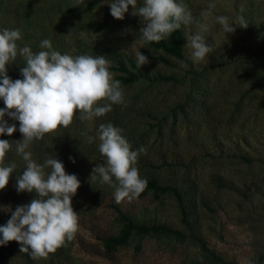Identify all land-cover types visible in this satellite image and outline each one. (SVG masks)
<instances>
[{
  "label": "rangeland",
  "instance_id": "obj_1",
  "mask_svg": "<svg viewBox=\"0 0 264 264\" xmlns=\"http://www.w3.org/2000/svg\"><path fill=\"white\" fill-rule=\"evenodd\" d=\"M110 2L0 0V29H20L22 39L17 43L21 47L27 45L38 52L40 42L51 39L61 54L103 55L112 66L117 63L109 59L108 50H118L125 59V55L136 56L142 47L150 54V62L144 65L148 75L175 78L125 83L119 76L133 71L129 62L127 72L110 68L121 81L125 104L113 105L111 112L93 121H82L77 112L69 127H60L32 143L30 150L37 162L53 155L68 174L77 175L81 186L72 206L79 214V230L74 240L47 258L33 259L29 253H21L16 241L0 245V264H215L210 261L211 252L222 256L223 264H264V0H185L193 15L208 24L206 42L213 52L194 64L186 34L199 27L182 26L188 61L166 55L170 65L155 58L157 52L141 40V18L132 15V6L118 20L110 14ZM142 2L137 0V7ZM209 3L216 7L205 19L202 14ZM220 15L233 23L243 15L248 26L234 25L235 32L225 34L215 19ZM214 55L233 61L205 64ZM24 66L18 56L8 66V75L23 79L20 68ZM4 107L0 99V108ZM4 119L17 127L12 136L0 135L13 144L6 163L16 164L8 185L0 190V212L8 221L11 213L3 207L11 205L15 210L30 203L36 193L16 191L17 175L26 164L15 152V141L23 136L19 121L7 115ZM101 123L122 128L132 150L146 149L136 165L142 178L155 177L187 191L183 197L186 217L204 246L187 236L182 210L173 196L147 191L119 204L138 220L165 223L186 237L132 234L116 251H104L98 233H116L119 224L107 206L115 201V188L102 183L99 176L90 179L94 167L106 160L99 152L98 138L88 142V136H97ZM247 154L252 156L251 162L242 158Z\"/></svg>",
  "mask_w": 264,
  "mask_h": 264
},
{
  "label": "clouds",
  "instance_id": "obj_2",
  "mask_svg": "<svg viewBox=\"0 0 264 264\" xmlns=\"http://www.w3.org/2000/svg\"><path fill=\"white\" fill-rule=\"evenodd\" d=\"M129 5L132 15L141 18L139 33L143 42L159 43L182 26L194 25L199 31L186 34V47L191 50L189 58L198 64L213 52L206 42L208 24L193 15L185 0H143L139 7L137 0H111L110 14L123 20ZM215 7V3L208 4V11L202 14L205 19ZM215 19L225 34L234 33V25L248 26L243 15L237 17L235 23L224 15ZM21 39L20 29H0V99L5 105L0 108V135L12 136L17 131L15 124L9 125L4 119L6 115L19 121L18 130L23 139L15 141V152L26 167L17 175L16 191L34 192L36 196L30 203L16 206L15 210L11 205L3 207L11 216L0 226V245L16 241L21 253H29L37 259L47 258L74 240L79 230V214L73 209L72 198L81 183L77 175L68 174L64 164L53 155L43 163L37 162L30 146L60 127H69L77 112L82 121L103 117L112 111L113 105L125 104V92L121 81L114 78L117 73L109 70L112 61L105 56L61 54L53 48L51 39L42 40L39 45L42 50L33 52L27 45H18ZM18 56L25 61V66L20 68L23 79L13 80L8 75V66L15 63ZM149 62L140 51L136 53L138 68ZM97 138L99 152L106 160L94 167L91 181L99 176L102 183L113 186L117 203L139 197L148 181L140 176L136 165L146 149L132 150L124 130L112 123H101L97 136H88V142ZM12 148V141L0 139V190L6 188L16 170L14 162L6 163Z\"/></svg>",
  "mask_w": 264,
  "mask_h": 264
},
{
  "label": "trees",
  "instance_id": "obj_3",
  "mask_svg": "<svg viewBox=\"0 0 264 264\" xmlns=\"http://www.w3.org/2000/svg\"><path fill=\"white\" fill-rule=\"evenodd\" d=\"M184 35L182 27L171 34V36L167 40H163L159 43H147L152 50L157 52L155 58L161 61L164 64H172L170 60L166 57L172 56L178 60L188 61L187 57L184 55ZM140 52L150 57L149 52L142 48ZM107 56L109 59L113 60L117 63V65L111 66V69L117 70L119 72H127L126 61L129 62V65L133 68V71H129L130 74L128 75H120L119 78L125 82L130 83L136 81L138 79L144 80H152V81H173L175 78L173 75H164L161 73H157L156 75L150 76L147 74L144 65L140 68L136 65V56H127L125 55V59L122 56V53L118 50H108ZM224 56L221 55H214L211 58L207 59L205 64L207 65H214V62H218L226 60ZM230 58L225 63L232 62ZM242 158L247 161L251 162L252 156L250 155H242ZM141 160V159H140ZM148 164L154 165L155 163L152 160H148ZM148 181L147 188L141 194H144L147 191L152 192H165L170 196H173L179 203L180 208L182 210V220L184 221L186 228H187V236L192 240L202 242L201 239L196 231L192 223L187 219L185 209H184V195L187 193L186 190L181 191L180 188L175 184H164L158 181L155 177L146 178ZM217 179V178H216ZM108 208L110 209L111 213L115 216L116 221L119 224V229L116 233L111 231H104L98 230V238L101 241L102 247L106 253L114 252L118 249L119 246L124 245L129 237L132 234H146V233H154V234H165L170 236H175L177 238L186 237V234L176 228H173L170 225L165 223H156V222H145L142 220H138L137 218L133 217L131 214L127 212L126 207L122 208L119 203L116 201H109ZM7 223V217L0 212V226H3ZM204 243L202 242V246ZM210 261L214 262L215 264H223L224 259L222 256L216 254L215 252L210 253Z\"/></svg>",
  "mask_w": 264,
  "mask_h": 264
}]
</instances>
